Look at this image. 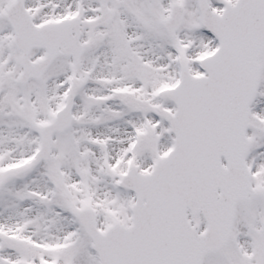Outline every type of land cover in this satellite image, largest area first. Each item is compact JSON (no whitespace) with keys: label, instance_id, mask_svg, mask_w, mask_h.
Returning a JSON list of instances; mask_svg holds the SVG:
<instances>
[{"label":"snow or ice","instance_id":"obj_1","mask_svg":"<svg viewBox=\"0 0 264 264\" xmlns=\"http://www.w3.org/2000/svg\"><path fill=\"white\" fill-rule=\"evenodd\" d=\"M0 264H264V0H0Z\"/></svg>","mask_w":264,"mask_h":264}]
</instances>
